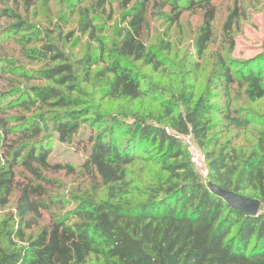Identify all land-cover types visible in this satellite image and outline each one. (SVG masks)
<instances>
[{
	"label": "trees",
	"instance_id": "obj_1",
	"mask_svg": "<svg viewBox=\"0 0 264 264\" xmlns=\"http://www.w3.org/2000/svg\"><path fill=\"white\" fill-rule=\"evenodd\" d=\"M213 1L175 3L178 17L185 10L204 11L195 40L199 55L214 37L217 10ZM106 2L100 0L97 7ZM130 3L131 0L126 3L121 18L124 26L120 39L111 46L109 54L113 59L109 63L104 55L108 50L96 37L98 27L89 7L79 10L78 29L99 40L101 57L95 61L91 53L87 63L104 64L101 72L108 85L107 96L137 100L146 93L142 79L123 59L155 64L144 36L156 2L137 1L129 8ZM2 12L19 19L9 26L10 32L33 28L19 16ZM239 17L236 5L224 25L225 38L231 44ZM34 35L25 33L18 39L30 44ZM27 57L52 64L27 70L25 77L54 84L0 91V206L9 204L15 190L20 192L16 207L19 222L4 231L6 245L0 247V264H264V122L248 155L235 149L208 150L207 141L211 131L208 116L217 83L224 84L225 89L238 83L252 101L264 98V67L259 59L239 63L235 78L231 66L221 58L213 74L216 79L208 83L197 100L194 89L182 95L183 112L176 114V106L167 105L162 116L141 113L132 121H124L101 114L82 99L84 91L76 68L55 43L30 47ZM44 106L49 107L51 117L42 109ZM83 126L90 133L83 131ZM187 136L207 148L206 180L260 199L262 208L257 215L232 208L209 188L193 165L190 148L181 139ZM55 140L87 150L85 167L110 186L109 199L71 197L65 201L51 193L56 182L50 174L69 167L64 161L49 159ZM155 152L162 160L171 161L166 162V168L175 181H169L161 197L144 202L135 204L119 197V191L129 186L128 166L138 159L151 158L144 154ZM120 186L124 188L119 190ZM55 205L73 207L54 214L50 226L38 234L27 235L26 218L41 216L42 211Z\"/></svg>",
	"mask_w": 264,
	"mask_h": 264
},
{
	"label": "rangeland",
	"instance_id": "obj_2",
	"mask_svg": "<svg viewBox=\"0 0 264 264\" xmlns=\"http://www.w3.org/2000/svg\"><path fill=\"white\" fill-rule=\"evenodd\" d=\"M99 1L0 0V91L31 84H54L52 81L31 80L24 75L27 70H37L52 64L27 57L28 48L40 46L43 42L55 43L66 53L76 68L78 83L84 91L81 97L86 103L103 115L115 116L124 121H132L134 115L141 113L162 116L167 105L176 106V114L183 112L182 95L194 89L197 100L208 83L216 79L213 74L218 70L221 58L231 66L235 78H238L237 66L241 62L259 59L264 67V0H214L217 10L213 22L214 37L202 55L197 53L195 40L204 21V11L185 10L178 17L175 3L181 2L184 5V0H152L156 4L150 11L149 26L144 38L155 57V64L123 59L127 67L139 74L142 89L146 93L137 100L108 97V85L101 72L104 64L87 63L91 53H94L95 61L101 57V45L99 40L95 41L79 31V10L84 7L91 9L92 21L98 27L96 37L108 50V54L104 55L109 63L113 59L109 54L111 46L120 39L124 26L121 18L129 0H107L105 6L97 7ZM137 1L142 0H131L128 7L131 8ZM236 5L240 17L233 30L234 44H231L225 38L224 25ZM3 10L19 16L33 28L18 33L10 32L9 26L19 19L6 16ZM30 32L35 33L32 43H23L18 39ZM8 66L15 68L8 69ZM217 84L219 86L215 90L213 108L208 116L211 127L207 140L208 150L235 149L241 155H248L256 145L257 132L264 122V98L250 100L245 89L238 83L226 89L224 84ZM48 108L44 106L42 109L51 117ZM83 131L90 133V129L85 126ZM185 138H181L185 147H189L190 142L196 143L190 136ZM199 147L207 159V148ZM87 154L83 146L78 148L73 144L53 141L49 159L64 161L69 165L64 170L50 174L56 182L51 193L57 195L58 199L68 201L71 197H90L102 201L111 197L110 186L85 167ZM148 156L151 158L138 159L128 166L126 181L129 186L123 192L119 191V197L136 204L163 195V189L173 179L166 168V162L171 161L162 160L157 152L144 154V157ZM206 182L210 186V181ZM123 188L118 187L119 190ZM19 194V190H15L9 204L0 206V247L6 245L5 229L19 222L16 217ZM72 207L55 205L50 210L42 211L41 216L29 215L26 218L29 226L26 228L27 235L38 234L50 226L54 214L64 213Z\"/></svg>",
	"mask_w": 264,
	"mask_h": 264
},
{
	"label": "water",
	"instance_id": "obj_3",
	"mask_svg": "<svg viewBox=\"0 0 264 264\" xmlns=\"http://www.w3.org/2000/svg\"><path fill=\"white\" fill-rule=\"evenodd\" d=\"M209 188L219 197L223 198L232 208H235L246 215H257L262 208V202L260 199L248 197L236 193L235 191L221 188L212 182H210Z\"/></svg>",
	"mask_w": 264,
	"mask_h": 264
},
{
	"label": "built area",
	"instance_id": "obj_4",
	"mask_svg": "<svg viewBox=\"0 0 264 264\" xmlns=\"http://www.w3.org/2000/svg\"><path fill=\"white\" fill-rule=\"evenodd\" d=\"M189 148L191 151V160L193 162V165H194L196 171L202 177H207L208 176V165H207V161H206V157L204 155V152L196 143H193V142H190Z\"/></svg>",
	"mask_w": 264,
	"mask_h": 264
}]
</instances>
